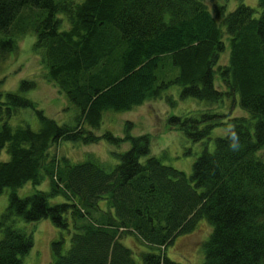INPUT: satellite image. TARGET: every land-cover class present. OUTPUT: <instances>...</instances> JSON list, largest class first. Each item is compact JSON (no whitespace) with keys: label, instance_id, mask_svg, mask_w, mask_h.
Instances as JSON below:
<instances>
[{"label":"trees","instance_id":"1","mask_svg":"<svg viewBox=\"0 0 264 264\" xmlns=\"http://www.w3.org/2000/svg\"><path fill=\"white\" fill-rule=\"evenodd\" d=\"M258 5L255 16L243 1L228 12L215 3L213 15L204 0H0V61L33 30L47 79L77 107L72 124L36 109L38 129L12 126L17 107L34 105L21 91L35 81L0 90V150L5 146L9 154L0 160V193L40 182L42 171L49 179L48 190L9 193L0 212V264H23L33 245L32 232L17 226L16 216L50 218L71 232L68 246L62 235L50 240V264H183L166 248L202 217L212 229L200 264H264V159L257 153L264 149V0ZM224 34L229 57L218 65ZM168 63L176 71L165 77ZM171 84L182 97L209 102L237 93L249 112L168 116L169 125L194 141L215 125H229L212 150L202 149L189 175L150 153L149 133L93 131L104 110L130 109ZM99 138L130 142L111 168L91 156L70 161L49 153L60 139ZM58 194L63 200H49ZM124 233L149 247L139 259L121 241Z\"/></svg>","mask_w":264,"mask_h":264},{"label":"rangeland","instance_id":"2","mask_svg":"<svg viewBox=\"0 0 264 264\" xmlns=\"http://www.w3.org/2000/svg\"><path fill=\"white\" fill-rule=\"evenodd\" d=\"M213 15L214 4H223L225 12L235 8L243 1L255 9L254 15L260 12L258 0H204ZM219 21V18H218ZM64 26L67 23L64 22ZM220 26L224 28L223 24ZM35 32L30 30L18 37L16 47L6 54L0 61V90H19L21 79H33L35 86L30 87L21 93L30 98L33 106H20L15 109L9 117L12 126L17 124H28L33 129H38L40 120L36 109H40L44 114L53 117L58 122L74 123L77 107L68 99L58 86L46 77V66L41 60L39 51L34 48ZM225 48L219 53L218 65L228 62L229 57V35L224 34ZM167 75L172 76V65H166ZM215 84L224 89L220 76L216 74ZM206 111L229 112L231 115H246L249 112L239 104L237 93L228 94L222 100L209 102L193 96L182 97L180 86L171 84L166 87L162 95L157 98L147 99L144 102L124 111L112 109L104 110L102 120L98 127L93 128L97 134L109 129L115 134L124 136L126 133L133 135L149 133L150 153L157 155L167 164H171L185 171L187 175L192 170L194 159L206 147L212 150L215 137L223 135L229 125H215L212 127L208 137L200 140H192L181 128L176 125H169L167 118L169 115L201 114ZM130 122V126L128 125ZM130 142L125 140L115 145L104 138L96 141L84 142L82 140L60 139L49 148L50 155L61 158L65 157L70 161H77L88 156L95 157L103 162L107 168H111L119 160V152L129 146ZM258 155L264 159V149L257 151ZM9 154L4 146L0 150V160L7 159ZM43 176L40 182L34 184L26 181L22 185L12 188L4 187L0 193V212L4 210L8 202V195L14 189L19 196H25L37 189L48 190L49 179L42 171ZM51 202L63 200L58 194L50 196ZM101 205L106 206V200H100ZM16 225L32 232L33 245L30 250L21 256L23 264H50L52 255L50 240L53 237L64 236L65 245H69L70 233L67 229L55 226L50 218H41L35 221H26L21 216H16ZM212 225L205 217L199 219L197 224L189 231L179 233L172 243L166 248L168 256L183 264H200L203 260V242L208 237ZM1 236V231H0ZM121 241L129 246L136 258H140L139 251L147 250L149 247L143 244L132 233H124ZM157 249V248H155Z\"/></svg>","mask_w":264,"mask_h":264}]
</instances>
